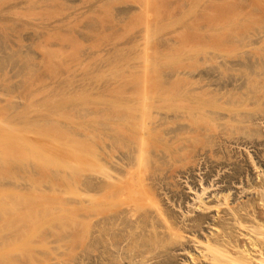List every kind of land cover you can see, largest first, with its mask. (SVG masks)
Here are the masks:
<instances>
[{"label": "bare ground", "instance_id": "1", "mask_svg": "<svg viewBox=\"0 0 264 264\" xmlns=\"http://www.w3.org/2000/svg\"><path fill=\"white\" fill-rule=\"evenodd\" d=\"M215 16L213 56L199 64L186 55L190 65L173 71L166 85L146 82L145 30L136 98L110 101L101 115L88 118L83 176L75 162L69 179L38 187L36 203L30 194L8 199L0 212V264H174L175 250L187 251L186 264H264V195L234 207L230 192H223L222 204L214 206L218 220L204 237L205 215L180 224L166 206L179 195L176 178L190 171L184 164L227 163L226 143L261 145L264 137L254 123L264 124L263 23L239 36L241 27L264 20V0H219ZM195 72L215 75L196 81ZM179 81L189 85L179 87ZM199 120L213 126L212 137L202 136ZM200 136L209 137L202 143L207 150L195 147ZM197 200V208H209L201 196ZM186 237L198 245L196 252L188 250Z\"/></svg>", "mask_w": 264, "mask_h": 264}, {"label": "rangeland", "instance_id": "2", "mask_svg": "<svg viewBox=\"0 0 264 264\" xmlns=\"http://www.w3.org/2000/svg\"><path fill=\"white\" fill-rule=\"evenodd\" d=\"M147 1L0 0V93L4 94L0 97V212L16 195L30 194L36 203L41 185L69 179L75 162H80L79 172L84 175L88 118L92 113L101 115L110 101L136 98L145 49L149 85L168 84L173 71L190 65L186 55H195L199 64L213 56L219 0H149L146 13ZM259 21L241 27L239 36H246L253 27L258 30L262 23L263 28L264 20ZM146 29L148 45L143 39ZM243 29L249 31L243 34ZM195 74L196 81L211 78ZM182 82L184 87L189 85ZM254 123L264 136L262 121ZM199 125L206 129L204 133L199 128L202 136L207 132L213 136L211 124L202 120ZM204 137L196 140V148H205ZM263 138L261 145L226 143L227 152L224 148L221 153L229 156L228 165L226 161L204 165L203 159L197 168L179 164L190 171L176 178L179 195L173 204L166 202L176 220L191 225L196 216L205 215L199 232L204 237L218 220L214 206L222 204L223 192H230L234 207L264 195L258 187L264 183ZM203 188H207L205 193ZM200 196L208 209L197 208ZM219 210L224 217L226 207L221 205ZM186 245L191 253L197 251L193 241ZM172 254L174 264L190 261L186 250Z\"/></svg>", "mask_w": 264, "mask_h": 264}]
</instances>
